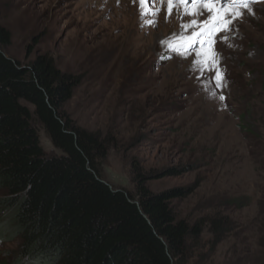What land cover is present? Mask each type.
<instances>
[{"label":"rangeland","instance_id":"obj_1","mask_svg":"<svg viewBox=\"0 0 264 264\" xmlns=\"http://www.w3.org/2000/svg\"><path fill=\"white\" fill-rule=\"evenodd\" d=\"M223 3L226 11L232 7ZM143 7L144 17L138 0H0V26L11 35L7 53L13 59L26 64L46 55L79 78L64 109L76 126L108 146L105 181L135 194V167L145 177L184 171L149 179L146 186L151 193L190 192L172 204L179 219L204 225L189 264H230L235 235L255 217L264 191V168L251 154L256 141L249 134H260L264 150V3L250 5L254 15L244 11L227 42L220 34L215 44V33L202 38L207 44L191 43L204 26L191 24V16L181 19L184 5H173L170 17L166 2ZM213 52L219 54V86L215 71L193 70L197 56L205 61ZM33 125L45 154L60 155L42 127ZM245 197L250 206L232 203ZM6 216L0 214V224ZM211 220L225 232L212 251ZM0 264H22L15 240H0Z\"/></svg>","mask_w":264,"mask_h":264},{"label":"trees","instance_id":"obj_2","mask_svg":"<svg viewBox=\"0 0 264 264\" xmlns=\"http://www.w3.org/2000/svg\"><path fill=\"white\" fill-rule=\"evenodd\" d=\"M10 44L9 31L0 26V214L7 215L0 240L17 242L22 264H189L204 225L179 219L172 204L190 192L151 193L146 186L149 179L184 171L145 177L135 167V194L107 183L102 163L108 146L76 126L64 109L79 78L46 55L23 64L7 53ZM33 122L60 155L45 154ZM249 134L256 141L251 154L264 168L262 137ZM235 202L250 206L252 200ZM208 224L212 251L225 232L216 220ZM235 240L230 264H264V191L255 217Z\"/></svg>","mask_w":264,"mask_h":264},{"label":"snow or ice","instance_id":"obj_3","mask_svg":"<svg viewBox=\"0 0 264 264\" xmlns=\"http://www.w3.org/2000/svg\"><path fill=\"white\" fill-rule=\"evenodd\" d=\"M137 2V0H134ZM167 3V16H171L175 9L173 5H184L185 12L181 15V19L183 20V16H191V24L200 26L203 25V29L199 33H193V35L198 36L197 40L191 41L192 44L195 43H203L207 44V39H202L203 37L210 36L213 33L216 34V39L212 41L213 44L219 42L220 34H223V42H227L228 33L232 31V24L239 19L243 18L244 11H250V14L254 15V12L250 10V5L254 3H264V0H228V4L232 7L229 10L228 5L223 3V0H138L139 5L141 6V16L144 17L147 13H145L144 5H155L156 3ZM203 5L206 7L200 8L196 12H191L188 9H191L193 6ZM216 5H220L219 10L215 7ZM204 11H207L208 15L204 20H199L198 17L203 14ZM150 12L155 15H159V11L150 7ZM223 13V15H221ZM187 26L182 23V30ZM180 39H184L180 37ZM189 51H191V44L188 46ZM173 51H176V48H172ZM218 53L213 52L212 55L205 61L197 59L193 61V70H201L205 72H214L215 71V79L217 80V86H219L220 72L215 69V65L217 63L215 57L218 56ZM221 100H224L225 97L221 96Z\"/></svg>","mask_w":264,"mask_h":264}]
</instances>
